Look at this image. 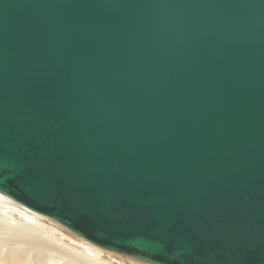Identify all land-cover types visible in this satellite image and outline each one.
Segmentation results:
<instances>
[{
  "label": "water",
  "instance_id": "1",
  "mask_svg": "<svg viewBox=\"0 0 264 264\" xmlns=\"http://www.w3.org/2000/svg\"><path fill=\"white\" fill-rule=\"evenodd\" d=\"M0 194L143 264H264V0H0Z\"/></svg>",
  "mask_w": 264,
  "mask_h": 264
},
{
  "label": "bare ground",
  "instance_id": "2",
  "mask_svg": "<svg viewBox=\"0 0 264 264\" xmlns=\"http://www.w3.org/2000/svg\"><path fill=\"white\" fill-rule=\"evenodd\" d=\"M13 214L27 221L23 223ZM46 218L0 194V264H103L98 260L101 253L94 249L88 248L93 257L69 250L56 238L65 236L46 225Z\"/></svg>",
  "mask_w": 264,
  "mask_h": 264
},
{
  "label": "rangeland",
  "instance_id": "3",
  "mask_svg": "<svg viewBox=\"0 0 264 264\" xmlns=\"http://www.w3.org/2000/svg\"><path fill=\"white\" fill-rule=\"evenodd\" d=\"M21 210H23V209H21ZM23 211L25 212V210H23ZM13 216L15 219L20 220L23 223H25L27 221L26 219H24L23 217H21L18 214H13L12 217ZM44 222L46 225H48L52 228L53 227L57 228L58 230H60L62 232V234L65 237H62L61 235H59V236H56V238H57V240H60L63 244H65L69 248V250L81 251V252H84L85 254H87L88 256L93 257V255L90 253L88 248L94 249V250L101 253L102 256L98 260L101 261L103 264H143V263L137 262L133 259L101 250V249L93 246L92 244L84 241L83 239L77 237L76 235L70 233L60 224L57 225L56 222L53 221L52 219L46 218ZM53 222H55V223H53Z\"/></svg>",
  "mask_w": 264,
  "mask_h": 264
}]
</instances>
